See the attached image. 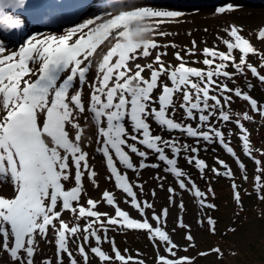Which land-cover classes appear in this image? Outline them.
I'll return each instance as SVG.
<instances>
[{
	"label": "snow or ice",
	"instance_id": "6c2138e0",
	"mask_svg": "<svg viewBox=\"0 0 264 264\" xmlns=\"http://www.w3.org/2000/svg\"><path fill=\"white\" fill-rule=\"evenodd\" d=\"M81 4L82 0H50L48 7L76 12ZM28 6L29 0H0V31L21 29L20 11ZM239 7L226 3L215 12L223 15ZM182 15L180 11L136 5L116 13L92 15L59 34L31 35L16 50L9 51L0 42V189L10 188L9 195L0 194V264H64L65 256L69 264H79L72 244L84 264H89V253L100 264H144L121 254L108 236L109 230L146 231L153 245L157 249L163 246L168 254L158 255L157 264H193L192 258L177 255L180 245L166 230L167 208L161 214L153 212L151 220L155 224L149 222L146 210L153 209V204L140 199L137 192L144 191V184L139 182L141 171L160 169L163 164V171L175 177L179 188L191 192L207 209L216 205L207 203L206 193L178 166V158L187 154V163L194 164L202 174L210 170L217 176L232 177L233 172L223 160H218L223 172L210 168L194 155L197 147L171 135L166 139L155 134L152 122L162 131L179 132L197 143L218 142L236 157L243 171L244 163L212 120L233 122L245 155L264 175V167H260L264 161L253 155L248 131L241 123L252 117L247 111L239 114L231 109L234 97L262 116L264 105L249 91L226 82L235 84L234 77L246 78L250 72L264 84V75L248 60L250 55L259 56V68H264V53L241 34L242 27L232 24L224 30L227 38H220L226 51L202 49L206 68L189 66L180 51L173 53L175 63L165 61L167 52L158 49L176 45H161L155 36L169 35L162 26L178 21ZM257 39L264 41V27L258 29ZM195 50L196 42L192 41L186 55H195ZM141 59L145 60L143 64L138 62ZM253 87L247 85L249 90ZM177 97L182 99L179 104ZM178 109L184 112L180 121L174 118ZM234 115L238 117L235 120ZM186 121L196 122L195 126ZM92 145L109 173L107 179L114 181L124 203L142 219L122 209L113 191L105 189L98 198L88 195L85 180L95 188L100 186L97 170L90 162L88 148ZM150 156L156 162H148ZM242 178L247 180V175ZM154 179L163 181L165 177L157 175ZM254 180L258 199L264 200L261 175ZM231 188L233 199L242 203L239 186L233 182ZM167 191L175 195L173 187ZM101 204L113 209L114 215L100 211ZM179 207L183 209L184 204ZM65 213L72 219L66 220ZM207 224L214 232L216 221L209 216ZM177 226L189 229L182 219ZM183 238L194 242L190 230ZM41 242L55 247L54 258L36 259ZM104 242L111 245L114 256L103 250Z\"/></svg>",
	"mask_w": 264,
	"mask_h": 264
},
{
	"label": "rangeland",
	"instance_id": "374dc122",
	"mask_svg": "<svg viewBox=\"0 0 264 264\" xmlns=\"http://www.w3.org/2000/svg\"><path fill=\"white\" fill-rule=\"evenodd\" d=\"M159 1L167 0H145L130 4V6L124 7L123 10H127L132 6L144 4L154 8H174L172 6L158 5L157 3H159ZM192 1L198 3V5L193 9L175 7V9L182 12L183 15L178 18V21L174 20L162 26L163 31L169 33V35L155 36V39L161 45H176L174 48L161 47L158 49V51L167 52V56L163 57L165 61L172 60L173 63H175L173 53L180 51L181 55L185 56L189 66L206 68V66L202 64V60L204 59L202 49L204 47H215L221 51H226L220 38H227L224 30L228 28L230 24L240 25L244 30L241 34L249 39L260 52L264 53V41L257 39L258 29L264 27V0H239L252 2L237 4L240 6L237 11L220 15L218 18L215 17V20L211 21L207 19L202 20L199 19V17L201 14L212 15L216 13V8L223 6V3L214 4L217 3L216 0ZM221 1L232 3L231 1L233 0ZM212 4L215 6L210 7ZM205 6L206 8H203ZM103 11L106 12V10ZM73 13L75 12H72V14ZM21 15H23L22 11H20V18H22V22H25V18L21 17ZM59 17L57 19H59ZM55 26H61V24ZM54 28L57 27L46 26L43 30L40 29V32L47 31L48 34L54 33L52 31ZM15 37L18 38L17 35ZM192 41L196 42V54L186 55L187 50L192 48ZM236 55L238 61L239 55ZM98 58L99 57H97V59ZM257 59L260 60V57L256 55H250L248 57V60L257 66L260 73L264 75V68H259L261 61L258 63L256 61ZM138 62L143 64L145 60L141 59ZM229 71H234V69L229 68ZM234 79L236 80L235 84L231 81H226L230 87L240 86L243 90L249 91V94L257 99L261 105H264V84H261L255 77H252L250 72L247 74L246 78L234 77ZM249 83L254 86L250 90L247 88ZM176 100L177 104L182 102V99L179 97H177ZM231 109L233 113L239 114L247 111L252 117L251 121L242 120L241 123L244 124L248 131L253 155L257 157V159L264 161V155H261V153L264 152V116L259 112L252 111L247 106L246 102L235 97ZM225 110H227V108ZM174 118L177 121L182 120L184 118L183 109H178L174 114ZM237 118V116H233V120ZM186 122L192 123L193 126H195L196 123L194 121ZM212 123L224 132L226 141L229 142L236 154H242L244 156V158H239V160L245 164V169L241 171L236 158L227 153L218 142L208 143L203 140L199 142L202 147L201 154L194 155H198L199 158L205 160L210 168H217L219 171H221L222 166L218 164V160H223L232 170L233 176H217L210 170H206V174H202L194 164L187 163V154L183 153L178 158V166L188 173L191 180L197 184L201 191L206 193L207 203H212L216 205V207L214 209L201 207L198 200L192 196L191 192L180 189L175 177L163 171V164L160 169L148 168L141 171L139 182L144 184V191L140 193L139 189H137L138 197L153 204V209L146 210L150 223L155 224V222L151 220L153 212L161 214L164 209H168L166 230L170 232L174 242L180 245V249L177 250V255L180 257L192 258L193 264H264V200H262L261 203L262 207H259L260 215H258V212L254 209L257 204L256 197L258 196L255 191V182L251 176L253 175L255 177L256 175H261V183L264 184V175L257 172L258 166L245 155L236 124L233 122L226 123L216 119H213ZM152 127L155 130V134L163 135L166 139L170 138L171 135V137L179 138L181 143L185 141L187 143L196 142L194 138H191V141H189V139L180 137L181 134L179 132L169 134L166 131H162L155 122H152ZM192 146L197 147L195 145ZM94 148L95 146L92 145L88 150L92 154L90 162L97 170L100 186L99 188H95L85 180V188L88 195L93 198H98L105 189L113 191L117 195L122 209L128 211L133 218L142 219L136 210L132 209L129 204L124 203V198L121 196L119 190L115 188L114 181L107 179L109 173L102 163L101 155L96 153ZM134 160H138V158L134 157ZM148 162H156L155 157L150 156ZM260 167H264V164ZM128 172L132 179H136L134 173L130 170H128ZM246 174L248 175L247 180H244L242 177ZM157 175L163 176L165 179L163 181L154 179ZM233 182L239 186L242 203H237L233 199V190L231 188ZM161 183L164 184L163 188L160 187ZM168 187H173L175 189L174 196L167 191ZM209 188L212 189V192L208 191ZM153 190L155 191V196L152 195ZM0 194L9 195L10 188L7 186L3 187L0 189ZM261 194H264L263 189L261 190ZM253 196L254 198L252 200H248V197ZM81 202L83 203V200ZM181 202L184 204L183 209L179 207ZM98 207L100 211H108L114 215V210L109 208L106 204H101ZM209 216L216 221L214 232L209 230L207 224V217ZM64 218L66 220L72 219L68 213L64 214ZM178 219H182L183 223L189 226V229L179 228L177 226ZM201 221L203 223H201ZM80 223L83 225L84 221H80ZM173 228L176 229L175 232H172ZM189 230L194 237V242H189L183 238L185 232ZM101 235H103V233H101ZM108 236L114 239L121 254L132 256L136 260H143L144 264H157L158 255H168L163 246L157 249L149 239L146 231L143 230H109ZM190 243H194L195 246H189ZM215 244L220 246L219 253L213 251L212 246ZM71 248L79 264H84L83 258L80 257L76 250V245L72 244ZM102 248L105 252L109 253V255L114 256V253L111 252V245L109 243L104 242ZM184 248H187V251L183 250ZM55 252V247L46 242H41L39 245V254L36 259L39 261L41 257L54 258ZM200 253H207V255L202 256ZM64 264H69L67 256L64 257ZM89 264H100V261L97 257L89 253ZM116 264H119V262L117 261ZM129 264H133V262L130 261Z\"/></svg>",
	"mask_w": 264,
	"mask_h": 264
},
{
	"label": "bare ground",
	"instance_id": "6f19581e",
	"mask_svg": "<svg viewBox=\"0 0 264 264\" xmlns=\"http://www.w3.org/2000/svg\"><path fill=\"white\" fill-rule=\"evenodd\" d=\"M179 3H181V6H185V7H193V1L192 0H177ZM217 1H221V0H217ZM227 1H229V0H227ZM239 0H233V1H231L233 4H235V5H237V2H238ZM225 3H227V2H224L223 3V5L225 4ZM29 6L30 7H32L33 8V3L29 0ZM203 8H206V6L205 7H203ZM190 9V8H189ZM35 10H37V9H35ZM48 10H47V8L46 7H40L39 9H38V12L39 13H41V12H47ZM218 16H220V15H217L216 13H214V14H212V15H203V14H201L200 15V17H199V19H202V20H205V19H207L208 21H211V20H215V17H217L218 18ZM230 25H232V24H230ZM238 27H241L240 25L238 26ZM244 31V30H243ZM242 31V32H243ZM46 34H48V33H46ZM8 43V42H7ZM7 50H9V51H11V48H7Z\"/></svg>",
	"mask_w": 264,
	"mask_h": 264
},
{
	"label": "trees",
	"instance_id": "16d2710c",
	"mask_svg": "<svg viewBox=\"0 0 264 264\" xmlns=\"http://www.w3.org/2000/svg\"><path fill=\"white\" fill-rule=\"evenodd\" d=\"M257 62H260L261 61V59L259 60H256ZM183 137H185V138H187L186 136H183ZM254 198V196L253 197H248V200H252ZM256 201H257V204H256V207L254 208L255 209V211L256 212H258L257 214L258 215H260L259 214V207H262V205H261V201H259V199L256 197ZM217 236V235H216ZM216 245V244H215ZM220 247V246H219ZM250 250V249H249Z\"/></svg>",
	"mask_w": 264,
	"mask_h": 264
},
{
	"label": "water",
	"instance_id": "95a60500",
	"mask_svg": "<svg viewBox=\"0 0 264 264\" xmlns=\"http://www.w3.org/2000/svg\"><path fill=\"white\" fill-rule=\"evenodd\" d=\"M246 2L251 3V1H238L237 4H243V3H246ZM195 6H197V4H193V7H188V8H194ZM223 171H224V169L222 168L221 172H223Z\"/></svg>",
	"mask_w": 264,
	"mask_h": 264
}]
</instances>
